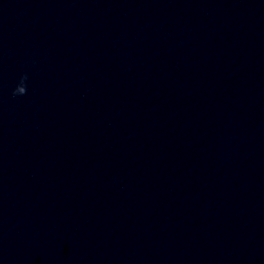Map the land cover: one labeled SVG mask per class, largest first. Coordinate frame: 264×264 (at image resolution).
Instances as JSON below:
<instances>
[{
	"label": "clouds",
	"instance_id": "1",
	"mask_svg": "<svg viewBox=\"0 0 264 264\" xmlns=\"http://www.w3.org/2000/svg\"><path fill=\"white\" fill-rule=\"evenodd\" d=\"M28 75L23 74L19 77L18 82L16 83L15 87L12 89V96H24L27 94V81H28Z\"/></svg>",
	"mask_w": 264,
	"mask_h": 264
}]
</instances>
